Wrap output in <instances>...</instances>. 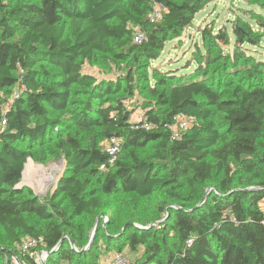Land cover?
I'll return each instance as SVG.
<instances>
[{"label":"trees","instance_id":"1","mask_svg":"<svg viewBox=\"0 0 264 264\" xmlns=\"http://www.w3.org/2000/svg\"><path fill=\"white\" fill-rule=\"evenodd\" d=\"M153 1L166 8L158 24L151 0H0L1 260H22L17 246L41 238L45 264H100L112 252L134 264H264V61L237 65L249 58L245 46H259L255 30L231 26L221 66L205 45L189 73L160 71L148 86L160 110L142 106L158 129H134L127 99L206 3ZM136 28L147 34L140 45ZM200 34L204 42L210 30ZM215 34V46L229 43ZM86 63L111 64L115 79L84 73ZM176 114L191 126L172 140L165 125ZM112 138L114 158L103 149ZM48 140L64 170L40 198L17 185L32 147ZM119 194L130 196L123 206ZM101 216L106 227L83 251Z\"/></svg>","mask_w":264,"mask_h":264},{"label":"rangeland","instance_id":"2","mask_svg":"<svg viewBox=\"0 0 264 264\" xmlns=\"http://www.w3.org/2000/svg\"><path fill=\"white\" fill-rule=\"evenodd\" d=\"M256 21L264 22V0H206L202 9L194 16L190 27L184 29L178 35H171L169 37L158 60L151 62L150 66L147 68L148 81H143L140 85V89L135 91L134 97L127 99L128 108L133 112L130 118L131 122H139L144 119L143 105L150 104V107L154 112L160 110L155 97L152 96L148 88V86L153 83V80L158 77L160 71L171 69L174 70V73L176 74L189 73L195 67V60H199L200 57L205 54V45L210 46V48L214 50V53H216V51L218 52V58L220 60L217 61V65L221 66L222 56L225 53L230 54L232 52V43L234 40L231 33V26L233 24H247L252 27L255 30L256 39L259 41V46L257 47H244V51L249 58L244 62L237 64L240 67L239 70L245 71L251 66L252 56L254 59L264 61V32L257 29ZM203 29L210 30V34L204 42L200 34V30ZM222 31L228 36L229 43L224 44L221 41H217L215 46L213 44V34L216 32H220L221 34ZM214 37L218 38V34H215ZM107 67L110 71L100 68L96 64L92 65L86 63L83 67V72L98 79H115L113 72L116 69L112 67L111 64ZM151 68L155 69V72ZM11 91L15 94L16 87ZM13 97V95L11 97L8 96L7 100L12 101ZM78 99H82V97H79ZM4 107H8L6 103L4 104ZM48 141H45L41 146L35 145L32 147L31 151L33 153V159L27 160L21 177V182L25 185L23 188L31 189L32 192L40 198L50 196L55 191L58 179L63 174L64 170L63 159L49 147V145H51V140ZM128 198H130V196L119 194L117 195V202L123 206L129 201ZM107 222V218L104 217L94 221L92 230L94 229L95 231L90 246H92L95 239L97 227L102 226V228H104L106 227ZM115 227H117V225L113 228ZM92 230L89 232L90 236ZM40 246L41 244L37 246L33 251L32 256H20L23 261L22 263L29 264L27 262L28 259L32 264H38L39 257L37 255L41 251ZM97 246L100 251L104 250V245L101 240ZM20 247L21 244L17 246L16 250L18 251ZM137 256H139V254H132L133 258H137ZM107 258L108 254H103L99 263L104 264ZM2 263L3 259H0V264Z\"/></svg>","mask_w":264,"mask_h":264},{"label":"built area","instance_id":"3","mask_svg":"<svg viewBox=\"0 0 264 264\" xmlns=\"http://www.w3.org/2000/svg\"><path fill=\"white\" fill-rule=\"evenodd\" d=\"M152 1L151 12L149 20L153 24L161 23L166 12L165 6L158 2ZM147 40L146 32L142 31L141 29L136 28L133 34V43L140 45ZM191 126V120L184 114H176L172 116L171 122L166 124L165 127L168 129L171 139L177 140L180 138L181 134L187 131ZM134 129H142L145 131H156L158 129V125L154 124L153 122L148 121L147 119H142L139 122L134 123ZM103 149L106 154L111 156L112 158L115 157L116 152L118 151V141L115 139L106 140L103 143ZM103 168V167H102ZM264 214V213H263ZM42 243V239H34L28 238L22 244L20 249L18 250L20 256H32L33 251L37 248L39 244ZM10 259L8 260L7 257L3 259L2 264H23L22 260H20L15 254H9ZM39 257V263L43 264L45 262L47 254L45 251H40L37 255ZM104 264H134L132 258L126 253H115L112 252L108 254V258L104 262Z\"/></svg>","mask_w":264,"mask_h":264},{"label":"water","instance_id":"4","mask_svg":"<svg viewBox=\"0 0 264 264\" xmlns=\"http://www.w3.org/2000/svg\"><path fill=\"white\" fill-rule=\"evenodd\" d=\"M27 162V161H26ZM26 164V163H25ZM25 164H24V167H25ZM23 171H24V169H23ZM23 171H22V174H21V177H22V175H23ZM23 187H25V185L24 184H22V182H21V180H20V182H19V184L17 185V189H22ZM208 194V193H207ZM206 194V195H207ZM206 199V196H205V198H203V200L201 201V203L198 205V206H196V208H198L200 205H202V203L204 202V200ZM102 217V216H101ZM153 225H151L150 227H152ZM146 229V228H145ZM94 229L92 230V232H91V236H90V239H89V242H88V244H87V246L83 249V251H85V250H87L88 248H89V246H90V243H91V239H92V236H93V234H94ZM63 239H65V237H63L62 238V240ZM62 240H61V242H62ZM70 245H71V247L72 248H74V246H73V244H71L70 243ZM46 254H47V256H48V253L46 252ZM43 264H45V262H43Z\"/></svg>","mask_w":264,"mask_h":264},{"label":"bare ground","instance_id":"5","mask_svg":"<svg viewBox=\"0 0 264 264\" xmlns=\"http://www.w3.org/2000/svg\"><path fill=\"white\" fill-rule=\"evenodd\" d=\"M25 175H26V172H25Z\"/></svg>","mask_w":264,"mask_h":264}]
</instances>
